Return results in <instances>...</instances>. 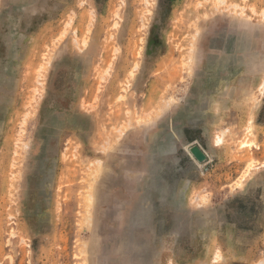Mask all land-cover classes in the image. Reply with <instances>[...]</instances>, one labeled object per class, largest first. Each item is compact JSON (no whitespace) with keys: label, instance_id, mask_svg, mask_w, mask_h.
I'll return each mask as SVG.
<instances>
[{"label":"rangeland","instance_id":"1","mask_svg":"<svg viewBox=\"0 0 264 264\" xmlns=\"http://www.w3.org/2000/svg\"><path fill=\"white\" fill-rule=\"evenodd\" d=\"M0 264H264V0H0Z\"/></svg>","mask_w":264,"mask_h":264}]
</instances>
